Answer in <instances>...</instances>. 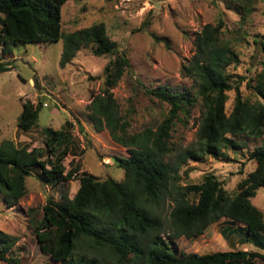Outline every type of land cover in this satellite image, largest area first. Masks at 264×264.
Listing matches in <instances>:
<instances>
[{
    "label": "trees",
    "instance_id": "obj_1",
    "mask_svg": "<svg viewBox=\"0 0 264 264\" xmlns=\"http://www.w3.org/2000/svg\"><path fill=\"white\" fill-rule=\"evenodd\" d=\"M65 0H0L1 55L25 42H52L61 39L58 65L64 66L81 47H90L94 56L114 54L103 66L100 90L91 95L87 119L94 129H105L111 141L124 147L128 156H113L123 171L122 178L97 179L78 171V164L65 171L62 160L72 139L71 122L59 129L43 128L44 152L27 149L12 141H0V199L13 206L25 193L24 179L36 170L40 182L50 187L76 178L78 185L71 197L61 194L58 200L46 199L42 216L31 223V231L40 252L48 256L43 264H253L264 261V253L250 250H216L176 255L170 243L182 236L190 239L219 218L232 228L220 232L240 233L244 241L264 250V218L250 202L259 187L264 188V143L254 146L247 159L254 167L235 184L229 195L211 172L202 174L197 183L188 178V160L202 161L205 156H224V149L236 147V136L257 138L264 134V34L259 40L263 58L260 68L250 77L230 80L226 68L237 63L236 53L221 36L223 22L204 23L193 38V53L181 74L193 81V96L199 103L200 119L192 145L176 151L170 161L165 156L174 151L170 130L190 113L193 98L184 91L166 86L147 89L168 105L165 117L153 130L126 131L127 122L120 115L110 89L114 87L128 60L117 52L115 42L106 35L103 25L61 32L60 7ZM264 4V0H262ZM247 11L246 8L243 10ZM0 60V72L8 70ZM255 97L240 94L238 83ZM234 81V84H233ZM234 90L232 105L224 112L226 92ZM40 101L21 104L16 126L27 131L35 125ZM47 156H49L47 158ZM183 168L179 173L180 168ZM169 204L162 213L161 204ZM225 230V231H223ZM162 233H165L163 236ZM222 237H224L222 235ZM17 238L0 230V261L18 264L12 254Z\"/></svg>",
    "mask_w": 264,
    "mask_h": 264
},
{
    "label": "rangeland",
    "instance_id": "obj_2",
    "mask_svg": "<svg viewBox=\"0 0 264 264\" xmlns=\"http://www.w3.org/2000/svg\"><path fill=\"white\" fill-rule=\"evenodd\" d=\"M217 19L223 22L221 36L237 56V63L226 68L230 80L237 82L238 76H253L263 58L258 43L264 34L262 0H65L60 7L61 32L101 23L108 38L115 42L117 52L127 58L128 66L110 92L128 124V133L145 128L153 130L166 115L168 105L148 94L147 89L166 86L172 91L186 90L191 95L189 115L170 130L174 151L164 157L167 161L176 151L195 141L199 103L193 96L192 79L183 76L180 68L193 53L195 33L204 23L215 24ZM1 47L0 44V60L9 69L0 72V141L8 139L15 146L27 149L38 147L46 157L43 128L59 129L69 120L72 139L62 160L63 171L76 163L77 172L91 173L100 180L106 177L120 180L123 171L115 165L113 156H128L127 151L111 141L105 129L96 131L87 119V104L91 95L100 90L103 66L114 54L94 56L89 46L81 47L61 67L58 65L61 39L19 42L3 56ZM238 90L242 96L255 99L245 88L244 79L238 83ZM226 94L223 108L228 113L234 90L231 88ZM25 101L33 105L40 101L41 107L35 125L21 131L16 118ZM235 140L239 145L224 149V156H205L200 162L188 160L186 166L191 168L188 178L182 177L179 183H197L202 174L211 172L227 194H233L236 182L253 169L254 162L247 155L254 146L264 143V134L257 138L238 135ZM24 185V195L13 206L7 207L0 199V230L17 238L11 252L18 264H43L48 256L38 250L31 223L41 218L42 206L49 196L53 200H58L61 194L71 197L78 181L71 178L50 187L40 182L36 170H32ZM250 202L264 218V188L259 187ZM168 206L164 200L161 212L166 214ZM235 225L219 218L198 236L190 239L180 236L170 246L176 255L236 249L264 253L263 249L245 242L240 233L220 232L223 227ZM253 264L264 261L256 259Z\"/></svg>",
    "mask_w": 264,
    "mask_h": 264
},
{
    "label": "crops",
    "instance_id": "obj_3",
    "mask_svg": "<svg viewBox=\"0 0 264 264\" xmlns=\"http://www.w3.org/2000/svg\"><path fill=\"white\" fill-rule=\"evenodd\" d=\"M223 231H225V230H223ZM228 234V233H227Z\"/></svg>",
    "mask_w": 264,
    "mask_h": 264
}]
</instances>
